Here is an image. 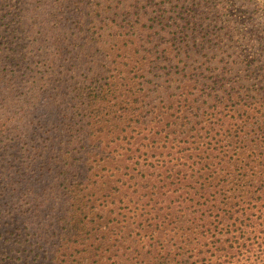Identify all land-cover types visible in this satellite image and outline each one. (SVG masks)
Returning a JSON list of instances; mask_svg holds the SVG:
<instances>
[{
  "label": "trees",
  "instance_id": "trees-1",
  "mask_svg": "<svg viewBox=\"0 0 264 264\" xmlns=\"http://www.w3.org/2000/svg\"><path fill=\"white\" fill-rule=\"evenodd\" d=\"M257 24L264 0H0V264L256 262Z\"/></svg>",
  "mask_w": 264,
  "mask_h": 264
},
{
  "label": "rangeland",
  "instance_id": "rangeland-1",
  "mask_svg": "<svg viewBox=\"0 0 264 264\" xmlns=\"http://www.w3.org/2000/svg\"><path fill=\"white\" fill-rule=\"evenodd\" d=\"M259 21H257V23H258ZM257 26H258V28H259V31H258V34L260 35H263L264 36V28L262 27V26H260V25H258L257 24ZM254 31H256V27L253 29ZM262 33H261V32ZM264 39V38H263ZM261 253V252H260ZM251 254H252V257H253V255L255 254H257V255H260L257 259H256V262H254V263H251L250 261L247 263V264H264V253H261V254H258L255 250H252L251 251Z\"/></svg>",
  "mask_w": 264,
  "mask_h": 264
}]
</instances>
